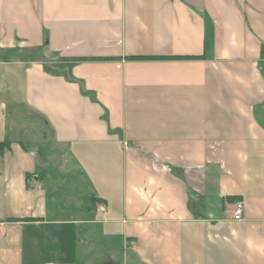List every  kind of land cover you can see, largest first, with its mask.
<instances>
[{"label":"crops","instance_id":"1","mask_svg":"<svg viewBox=\"0 0 264 264\" xmlns=\"http://www.w3.org/2000/svg\"><path fill=\"white\" fill-rule=\"evenodd\" d=\"M2 140L0 264H264V0H0Z\"/></svg>","mask_w":264,"mask_h":264},{"label":"rangeland","instance_id":"2","mask_svg":"<svg viewBox=\"0 0 264 264\" xmlns=\"http://www.w3.org/2000/svg\"><path fill=\"white\" fill-rule=\"evenodd\" d=\"M40 128V126H37ZM41 130V128H40ZM41 135V136H40ZM26 136V141L25 142H29L30 145L29 147L34 143L33 140H43V134L41 131L37 130V132L35 130H32V133L29 135H25ZM40 136V137H39ZM28 143V144H29ZM47 148H48V142L42 141L41 143H39V149H41V153H46L47 152ZM71 207V205H69Z\"/></svg>","mask_w":264,"mask_h":264},{"label":"built area","instance_id":"3","mask_svg":"<svg viewBox=\"0 0 264 264\" xmlns=\"http://www.w3.org/2000/svg\"><path fill=\"white\" fill-rule=\"evenodd\" d=\"M100 209L104 210V206L100 205ZM243 211H244V202L242 201V199H237L233 203L232 219L240 220L243 216Z\"/></svg>","mask_w":264,"mask_h":264},{"label":"trees","instance_id":"4","mask_svg":"<svg viewBox=\"0 0 264 264\" xmlns=\"http://www.w3.org/2000/svg\"><path fill=\"white\" fill-rule=\"evenodd\" d=\"M10 148V142L7 140L0 141V154H2L6 149ZM27 219V218H24Z\"/></svg>","mask_w":264,"mask_h":264}]
</instances>
